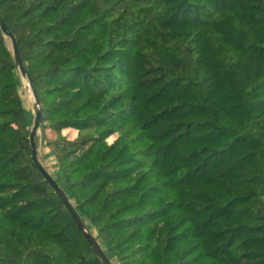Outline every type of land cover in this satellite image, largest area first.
Listing matches in <instances>:
<instances>
[{
  "label": "trees",
  "instance_id": "1",
  "mask_svg": "<svg viewBox=\"0 0 264 264\" xmlns=\"http://www.w3.org/2000/svg\"><path fill=\"white\" fill-rule=\"evenodd\" d=\"M0 17L52 177L111 260L264 264V0H0ZM22 84L0 30V264H102L32 158Z\"/></svg>",
  "mask_w": 264,
  "mask_h": 264
},
{
  "label": "water",
  "instance_id": "2",
  "mask_svg": "<svg viewBox=\"0 0 264 264\" xmlns=\"http://www.w3.org/2000/svg\"><path fill=\"white\" fill-rule=\"evenodd\" d=\"M0 30L2 31L3 35L7 39V42L9 44L10 49L13 52V56L15 58L17 68L19 75L22 79V81H27L29 89L32 93L33 99H34V105H35V112H34V120L33 125L31 129V133L29 136L30 145L32 149V158L38 167L39 172L44 176L46 181L51 185L57 196L60 198L62 204L72 217L73 221L75 222L76 226L80 230V232L83 234L91 248L96 253L97 257L100 259L102 264H113L112 261L108 258L106 255L102 245L100 244L99 240L96 238V236L92 233V230L89 229L88 225L85 221L81 218V216L77 213L76 209L74 208L71 200L65 193V191L61 188V186L58 184V182L52 177V175L48 172L46 167L42 164L40 157H39V150L37 146V136L40 131V126L42 124V115H41V109H40V103L38 100V97L36 95V92L31 85L30 78L28 75V72L25 68V65L23 63L22 55L19 51L17 41L14 37V35L10 32L2 18L0 17Z\"/></svg>",
  "mask_w": 264,
  "mask_h": 264
},
{
  "label": "rangeland",
  "instance_id": "3",
  "mask_svg": "<svg viewBox=\"0 0 264 264\" xmlns=\"http://www.w3.org/2000/svg\"><path fill=\"white\" fill-rule=\"evenodd\" d=\"M21 97L24 101V105L28 111H31L32 113L35 112V105H34V99L32 96V93L29 89L28 82L23 80V84L20 88ZM41 131L38 133V150H39V157L42 162V164L46 167L48 172L54 177L55 172L57 170V162L55 158L51 155L50 149L41 141ZM115 137L110 138V141H112ZM114 264L116 262L114 259H112Z\"/></svg>",
  "mask_w": 264,
  "mask_h": 264
},
{
  "label": "bare ground",
  "instance_id": "4",
  "mask_svg": "<svg viewBox=\"0 0 264 264\" xmlns=\"http://www.w3.org/2000/svg\"><path fill=\"white\" fill-rule=\"evenodd\" d=\"M107 255V254H106ZM108 256V255H107ZM109 258V257H108ZM110 259V258H109ZM111 260V259H110ZM112 261V260H111ZM112 263L114 264V262L112 261Z\"/></svg>",
  "mask_w": 264,
  "mask_h": 264
}]
</instances>
